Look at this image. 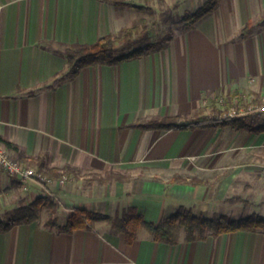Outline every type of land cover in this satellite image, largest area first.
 Returning <instances> with one entry per match:
<instances>
[{
	"label": "crops",
	"instance_id": "0c3cea01",
	"mask_svg": "<svg viewBox=\"0 0 264 264\" xmlns=\"http://www.w3.org/2000/svg\"><path fill=\"white\" fill-rule=\"evenodd\" d=\"M215 1L165 40L147 24L146 36L116 41L158 43L148 54L70 76L63 49L138 24L145 0H0V138L22 165L67 167L61 177L38 171L42 179L0 168V220L39 196L65 217L68 208L113 216L135 207L156 223L180 205L203 217H264V132L137 126L196 121L264 96V0ZM47 213L0 231V264H264V229L193 241L181 231L170 244L141 227L126 243L106 221L64 232L45 225Z\"/></svg>",
	"mask_w": 264,
	"mask_h": 264
},
{
	"label": "trees",
	"instance_id": "16d2710c",
	"mask_svg": "<svg viewBox=\"0 0 264 264\" xmlns=\"http://www.w3.org/2000/svg\"><path fill=\"white\" fill-rule=\"evenodd\" d=\"M147 1L149 0H145V2ZM157 1L162 2V0ZM215 3V0H206L193 12L184 13L180 18L181 27L185 28L188 24L194 23L203 17L210 12ZM135 8L140 12H147L150 16L154 14L153 9L148 5H140ZM173 8H176V5H174ZM160 17L163 21H168L171 17V9H167L160 13ZM262 22H264V20ZM138 29H141L142 34L146 36L148 30L146 18H140L138 24L131 27L122 28L116 35H104L92 44H76L72 48H64L62 52L67 59L69 75H75L84 66L94 64H116L124 60L140 57L158 47V43L145 42L136 48L116 52L114 43L122 37L131 36ZM248 30L249 24L242 29L241 34L244 35ZM170 34L171 30L167 33V38L170 37ZM228 125L234 129L264 132V121L257 122L253 118L249 119L245 117L227 119L222 122L212 117H204L196 121L183 123L181 116L174 115L151 119L137 126L168 129L176 127L193 128L196 126L214 127ZM0 141L3 142L7 148H17L9 141L1 138ZM37 169L41 174L57 177H61L67 171V167L63 168L60 172L56 168L43 171L41 164H37ZM117 177L119 176L117 175ZM228 201H242L244 204H247L246 200L238 196L231 197ZM44 208L48 210L45 225L49 227H58L64 232H71L79 228L88 229L94 221H106L114 230L124 234L126 243H131L137 237L138 229L141 227L147 229L152 234L154 240L170 244H175L179 241V234L181 231L184 232L183 239L185 241H193L203 240L208 236H217L221 233L264 229V217L257 213H251L247 216L237 218H232L227 215L203 217L194 214L190 208L182 205L178 206L170 215L162 217L156 223L146 221L135 207H128L120 214H115L113 216L82 209L68 208L65 221L60 225L55 216L57 204L47 196H39L27 205L14 209L4 220H0V231L7 230L15 223H27L37 219Z\"/></svg>",
	"mask_w": 264,
	"mask_h": 264
},
{
	"label": "built area",
	"instance_id": "2783aa9c",
	"mask_svg": "<svg viewBox=\"0 0 264 264\" xmlns=\"http://www.w3.org/2000/svg\"><path fill=\"white\" fill-rule=\"evenodd\" d=\"M222 102V100H221ZM253 118L254 120L264 119V96L256 101L251 100H236L234 104L224 106L214 119L218 121H225L227 119L235 118ZM0 168L3 169L11 177L19 179H27L37 177L42 179L41 174L33 167L22 165L19 161L14 159L8 152L7 147L0 141ZM264 172V163L261 165Z\"/></svg>",
	"mask_w": 264,
	"mask_h": 264
},
{
	"label": "rangeland",
	"instance_id": "374dc122",
	"mask_svg": "<svg viewBox=\"0 0 264 264\" xmlns=\"http://www.w3.org/2000/svg\"><path fill=\"white\" fill-rule=\"evenodd\" d=\"M205 0H166L162 2H158L157 0H151L144 2L145 4L149 5L153 11L154 14L152 16L148 15L147 12H143L145 15V18L147 20L148 26L152 28L153 30V37H162V40H165V36L167 35V31L169 28H177L181 25V16L184 13L187 12H193L198 6H200ZM174 4L176 5V8H173ZM167 9H171V17L168 21H163L160 17V13L164 12ZM116 42L114 43V49L116 52L119 51H127L133 48H136L144 43H135L134 41L132 43H127L126 45H120L122 47L121 49H118L116 46ZM221 110H215L210 109L209 116L215 118V116L220 112ZM263 161L258 162V166ZM260 165V166H261ZM46 208H44L45 210ZM47 210V209H46ZM48 211V210H47ZM58 211H55V216L57 220L63 222L65 220V216L61 213L57 214Z\"/></svg>",
	"mask_w": 264,
	"mask_h": 264
}]
</instances>
